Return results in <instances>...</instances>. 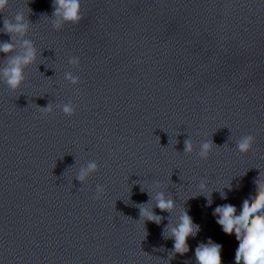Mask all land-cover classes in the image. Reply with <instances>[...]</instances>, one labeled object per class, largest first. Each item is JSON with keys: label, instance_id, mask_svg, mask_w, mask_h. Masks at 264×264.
<instances>
[{"label": "clouds", "instance_id": "1", "mask_svg": "<svg viewBox=\"0 0 264 264\" xmlns=\"http://www.w3.org/2000/svg\"><path fill=\"white\" fill-rule=\"evenodd\" d=\"M9 0H0V13L8 7ZM53 16L57 17L53 23V27L59 30L64 23L78 24L81 19V0H53ZM29 28V22L25 20L23 13H17L14 22L7 17L3 20V31L10 37V41L0 42V53H4L8 58L6 65L0 68V77L9 89L17 91L25 80L24 69L35 63L37 59V50L30 40H23V52L17 55H11L15 52V44L12 40L17 35H26ZM73 63H79L78 59H74ZM75 83V80H73ZM41 113L47 114L51 112V105L45 108H39ZM64 112L70 114L72 109L68 106L64 108ZM252 136L244 137L237 145L241 153H247L253 143ZM214 148L212 142H205L201 145L200 157L207 159L209 152ZM193 149L190 140L185 141V153H191ZM96 164L91 163L87 169L81 170L77 177L81 182L89 175L90 172L96 170ZM261 176V173L258 177ZM256 192L250 199H245L242 204V210L237 215V208L232 204H224L214 209L213 215L218 217L217 224L221 226L226 234L235 233L236 240L239 242L235 252V264H264V179H256ZM159 186V185H157ZM201 193L207 192L206 184L202 181L199 185ZM231 186H229V189ZM98 192L102 193L104 188L98 186ZM141 191L143 189L141 188ZM151 196V195H150ZM205 196V195H204ZM208 204H211V194L205 196ZM222 198L226 199V195L222 194ZM99 199V197H97ZM155 207L161 212L171 213L175 208V201L166 197L164 192H157L154 197ZM139 216L143 221H150L160 225L165 219L163 216L156 214L151 210L150 203L142 204L139 207ZM199 225L193 223L192 217L185 210L181 213L178 221L173 225L170 221L164 227L163 235L167 231V238L174 241L173 250L169 254L171 260L176 254L184 255L189 252L188 238L195 237L199 232ZM196 264H222L221 245L208 240L207 243H200L195 248Z\"/></svg>", "mask_w": 264, "mask_h": 264}]
</instances>
